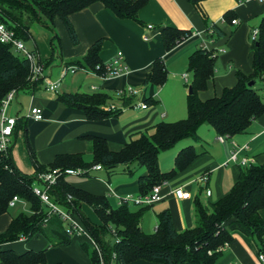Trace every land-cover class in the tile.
Instances as JSON below:
<instances>
[{
	"label": "crops",
	"instance_id": "obj_1",
	"mask_svg": "<svg viewBox=\"0 0 264 264\" xmlns=\"http://www.w3.org/2000/svg\"><path fill=\"white\" fill-rule=\"evenodd\" d=\"M200 9L202 12L187 0H149L139 12V21H133L121 20L102 4L96 3L70 17L79 39L77 45L73 44L64 22L56 18L55 26L59 27L61 36L60 50L44 48L38 42L39 38L34 39V47L27 48L37 53L38 62L43 67L41 78L60 80L63 66L73 60L82 59L96 41L103 39L101 60L106 64L114 57L122 55L128 72L102 81L91 74L78 71L61 80L59 93H104L111 97L106 109L115 105L119 112L114 116L92 121L84 111L61 103L58 100L59 93L46 91L44 84L32 92H19L9 112L11 116L18 117L11 151L18 168L27 175H35L32 151L40 165L46 168L58 157L79 156L84 164L90 166L85 169H89L95 166L89 138H103L110 151L119 152L140 133L152 134L154 128L162 122L171 123L185 119L188 84L193 80L189 75V59L204 44L207 50L216 55V68L206 89L198 93L202 101L220 96L224 89L234 87L237 84V71L251 76V34L262 22L264 2L206 0L201 3ZM227 13L233 16L232 20H238L239 24H232V20L222 23ZM214 24L220 27L222 36L213 41L208 37L207 31ZM166 27L191 31L192 36L167 52L161 35ZM157 59H162L167 68V80L162 86L145 84V78ZM185 74L187 81L183 77ZM92 86L97 87V90L93 91ZM127 86L136 87L140 91L139 95L121 98L119 91ZM147 99H150L148 103ZM262 99L264 101V96ZM144 102L147 104L146 109L139 106ZM32 107L42 109V120L27 118ZM189 146L195 147L198 156L185 170L165 181L167 184L161 191L163 199L151 205L146 212L155 216L156 225L153 232L147 233L156 231L159 214L165 210L170 212L178 232L193 228L196 225L195 202L199 200L204 204H213L227 196L242 171L243 167L239 163L242 158H252L256 165L264 164V114L254 120L244 133L228 138L223 143L219 141V135L213 127L201 125L197 131V140H181L159 154L160 170L163 173L170 172L175 167L178 153ZM235 149L241 150L239 161H229ZM129 167L133 174H128L125 167L120 166L112 175L102 168L91 170L88 176H68L66 180L73 187L88 194L106 197L112 207L117 208L120 198L140 195L139 178L147 174L146 169L139 165L133 164ZM79 168L82 167L74 169ZM204 173L209 176L206 183L199 181ZM177 187H183L190 192L192 198L182 200L175 197L173 190ZM207 190L211 191L210 197L206 194ZM18 203L26 202H17L14 207ZM134 207V211L139 209ZM82 210L93 223H99L89 206L84 204ZM260 215L264 221V209L260 211ZM143 219L141 228L145 232ZM6 226V222L0 218V233H3ZM232 237L233 240L223 249L217 264H264L259 258L264 254V246L256 239L239 231H234ZM85 243L89 246L84 238L73 236L68 245L47 248V239L42 234H36L30 240L17 241L5 247L18 254L46 249L48 264H91L89 254L83 246ZM131 264L158 263L138 260Z\"/></svg>",
	"mask_w": 264,
	"mask_h": 264
},
{
	"label": "trees",
	"instance_id": "obj_2",
	"mask_svg": "<svg viewBox=\"0 0 264 264\" xmlns=\"http://www.w3.org/2000/svg\"><path fill=\"white\" fill-rule=\"evenodd\" d=\"M200 9L206 0H187ZM100 3L121 20L139 21V12L149 0H0V22L12 29L17 38L26 42L32 38V26L39 23L54 32L53 40L59 39L54 31L55 19L60 18L73 42L79 39L71 15L93 4ZM232 15L224 16L226 21ZM208 37L216 40L222 36L220 27L212 25ZM162 40L167 52L192 36L191 31L172 27L162 30ZM252 40V39H251ZM103 39L96 41L82 59L73 60L66 65H75L105 74V63L100 52ZM253 73L246 76L237 71V84L223 90L220 96L202 101L198 93L205 90L208 81L214 76L216 55L205 48L195 51L189 59V71L193 74L190 85L192 93L187 97V117L176 122H162L154 128L152 134L140 133L119 152L108 149L105 139L89 138L94 164L101 165L111 175L123 166L128 174H133L131 165L144 167L147 174L139 178L140 195L149 194L154 186L175 177L185 170L198 156L194 146L182 149L175 160V167L163 173L159 167V154L184 139L197 140V131L201 125L213 127L219 136L229 138L244 133L251 123L264 114V101L255 87H249L250 81L264 83V17L258 28V36L252 40ZM54 51H58L53 47ZM97 67H100L97 69ZM168 72L162 59H157L145 78V84L162 86ZM44 84V79L32 78L30 63L16 53L11 46L0 42V108L5 97L13 90L35 91ZM111 97L104 93H62L58 100L64 105L82 110L92 121L114 116L119 112L106 109ZM150 99H147L148 103ZM18 122L14 130L17 131ZM12 146L7 153H0V216L8 213L10 202L18 197L29 205V213H20L12 218L8 229L0 233V263L3 264H48L46 249L27 251L18 254L5 246L21 238L30 240L36 234H42L48 241V247L68 245L73 237L69 233V223L59 215L47 218L46 206L33 193L36 175L56 168H88L79 156L58 157L48 168L40 165L31 151L36 168L35 175L23 173L12 156ZM54 202L70 212L90 233L101 247L104 256L110 260L113 253L116 259L112 264H131L144 260L158 264H217L222 252L219 249L233 240L232 233L239 231L256 239L264 246V221L260 211L264 209V164L243 167L231 192L220 201L204 204L197 200L196 225L178 232L168 210L159 214V223L154 233H146L141 221L150 206L139 207L134 211L130 204L124 203L114 208L106 197H97L73 187L63 177L56 187L51 189ZM89 206L97 216L99 223H93L82 210ZM47 219V222L45 220ZM116 232L119 243L114 242L112 231ZM85 250L89 246L85 243ZM89 254V253H88ZM91 264H100L96 251L89 255Z\"/></svg>",
	"mask_w": 264,
	"mask_h": 264
},
{
	"label": "built area",
	"instance_id": "obj_3",
	"mask_svg": "<svg viewBox=\"0 0 264 264\" xmlns=\"http://www.w3.org/2000/svg\"><path fill=\"white\" fill-rule=\"evenodd\" d=\"M247 1V0H244ZM259 2H264V0H257ZM226 20L223 18L222 23H225ZM232 24H239L238 20H232ZM152 28V26H149ZM258 36V29H255L251 34V39L254 40ZM0 42L5 45H9L12 49L20 54L22 57L26 58L30 63V69L32 78L34 80L40 79L43 74V67L38 62L37 53L30 51L27 49L25 42L21 39L17 38L15 32L7 27L4 23L0 22ZM207 49L206 45L202 46ZM100 67H97L99 69ZM105 74H98L95 71H91L85 68H80L75 65H65L61 71V79L57 81H53L51 78H43L44 79V88L46 91L58 94L61 86V80L68 76V74H75L78 71H83L87 74H91L100 80H106L113 77H119L128 72V66L125 63V58L122 55H118L114 57L110 62L105 64ZM184 79L187 81V74H185ZM93 91L97 90V87L92 86ZM139 90L134 86H127L121 91H119V96L121 98L128 97H136L139 95ZM17 93L15 90L11 91L3 100L1 108H0V153H7L9 148L12 146L14 130L18 122V117H13L10 115L11 104L14 101ZM141 108L146 109L147 104L141 103L139 105ZM109 111H115V105H111L108 108ZM27 118L34 120H42L43 119V111L39 107H32L27 115ZM228 136H219V141L223 143ZM240 149H235L232 151L229 161L238 162L239 161V153ZM240 165L242 167H249L251 165H255V160L252 158H242L240 160ZM103 167L101 165H95L89 169L85 168H56L51 169L45 172L38 173L36 175V183L33 186V193L37 196L41 202L46 206L47 209V218H50L53 215H59L62 220L69 223V233L72 236H78L80 238H84L85 241L89 244L90 247L94 251L97 252V255L100 259V264H112L116 259V253H113L111 259L108 260L98 245V243L94 240V238L90 235V233L83 227V225L65 208L61 207L58 203L54 202L51 196V189L56 187L59 183V180L63 177L68 176H88L91 170H101ZM209 179L208 173H204L200 176L199 181L202 183H206ZM167 182H163L159 185L154 186L152 191L147 195H139V196H125L120 198V205L124 203H128L130 205L136 207H146L151 206L157 202H160L163 199L161 194L162 187L166 185ZM173 194L178 199L188 200L191 199V193L184 190L183 187H177L173 190ZM207 196H211V191L207 190ZM17 202H21L18 197L13 198L10 202V206L14 207ZM47 222V219L45 220ZM112 235L115 243H119V238L116 235V232L113 230ZM24 238H21L20 241H24ZM229 244L226 243L222 246L219 251H223ZM260 260L264 262V254L260 255Z\"/></svg>",
	"mask_w": 264,
	"mask_h": 264
},
{
	"label": "rangeland",
	"instance_id": "obj_4",
	"mask_svg": "<svg viewBox=\"0 0 264 264\" xmlns=\"http://www.w3.org/2000/svg\"><path fill=\"white\" fill-rule=\"evenodd\" d=\"M54 31L55 33L58 35V38L59 39H55L53 40V36H54V32L53 30H51L50 28H48L47 26L45 25H42V24H39V23H35L33 26H32V33H33V38H31L30 40L26 41L25 42V45L27 48H30V47H34V39L38 40V42L40 41L42 43V46L49 50H52V47H56L57 49H60L61 48V45H60V33H59V27L58 26H54ZM52 40H53V45H52ZM70 75L72 74H68V77H70ZM190 77H191V80H192V73L190 72L189 73ZM55 81V80H53ZM190 85L191 84H188V88H190ZM255 89L260 93V95L263 97L264 94V83L263 82H257L256 85L254 86ZM15 103V102H14ZM132 205H130L131 207ZM131 209H135V207H131ZM20 213H29V206L28 204H23V203H18L16 207L14 208H10V210L8 211V213H5L3 215L0 216V218H2V221H5L7 226L5 228V230L3 231V233L8 229L10 223H8V220L12 217V216H17L19 215ZM152 213V212H151ZM153 214H145L144 216V219H143V229L145 230V232H153L156 225H154L155 223V216H152ZM93 216L95 218V214L93 213ZM97 217V216H96ZM98 219V218H97ZM93 249L92 247L89 246L88 248V253L89 255L92 253Z\"/></svg>",
	"mask_w": 264,
	"mask_h": 264
},
{
	"label": "water",
	"instance_id": "obj_5",
	"mask_svg": "<svg viewBox=\"0 0 264 264\" xmlns=\"http://www.w3.org/2000/svg\"><path fill=\"white\" fill-rule=\"evenodd\" d=\"M256 81H250L249 83H248V85H249V87H253V86H255L256 85ZM192 93V88L190 87L189 88V94H191Z\"/></svg>",
	"mask_w": 264,
	"mask_h": 264
}]
</instances>
